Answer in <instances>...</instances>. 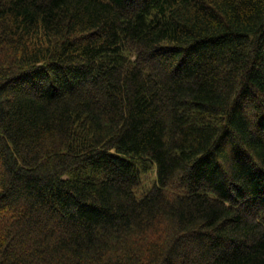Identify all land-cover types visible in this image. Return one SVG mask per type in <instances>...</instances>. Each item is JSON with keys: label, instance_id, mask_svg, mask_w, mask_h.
<instances>
[{"label": "trees", "instance_id": "1", "mask_svg": "<svg viewBox=\"0 0 264 264\" xmlns=\"http://www.w3.org/2000/svg\"><path fill=\"white\" fill-rule=\"evenodd\" d=\"M0 264H264V0H0Z\"/></svg>", "mask_w": 264, "mask_h": 264}, {"label": "rangeland", "instance_id": "2", "mask_svg": "<svg viewBox=\"0 0 264 264\" xmlns=\"http://www.w3.org/2000/svg\"><path fill=\"white\" fill-rule=\"evenodd\" d=\"M154 177H155V174H154V171L152 174H150L147 178V176H144V182L138 192L139 195H142L144 192H146L150 187H151V183H153V180H154Z\"/></svg>", "mask_w": 264, "mask_h": 264}]
</instances>
